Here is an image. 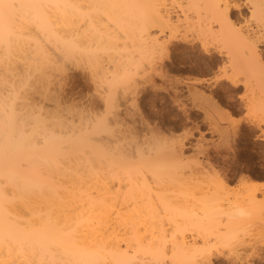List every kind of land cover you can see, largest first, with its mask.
Returning <instances> with one entry per match:
<instances>
[{"label": "bare ground", "instance_id": "1", "mask_svg": "<svg viewBox=\"0 0 264 264\" xmlns=\"http://www.w3.org/2000/svg\"><path fill=\"white\" fill-rule=\"evenodd\" d=\"M174 1L0 0V46L3 47L0 51V82L13 75L23 84L33 71L42 76L46 73L44 67H52L51 63L58 62L56 55L63 60L79 58L83 54L87 57L92 53L91 73L103 77L105 85L104 94L99 98L108 113L114 111L117 106L114 103L115 89L125 80L117 71L119 68L115 66V71L111 70L112 65H107L110 69L106 71V65L103 67L94 56L95 48L90 43L92 38L89 39L91 33L88 35L85 30L94 26L91 19L95 15H104L116 23L120 22L117 17L122 15H142L141 29L155 24L162 32L166 29L168 35L176 32L179 26L187 33L195 30L199 34L200 49L204 52L209 43V39L206 40L208 36L222 45L225 41L228 50L232 46L228 54L224 52L229 56V74L224 71L227 63L224 65L222 60H218L221 63L218 66L221 78L225 73L232 85H236L239 71L243 73L239 70L241 66L245 68L244 65L252 64L250 73L256 78L264 73L256 50V42L262 33L259 35L258 30H251L250 36L247 27L234 25L230 15L236 6L231 0H187L181 6L197 15L198 20L192 21L184 7L178 4L184 17L176 19L177 23H173L169 16V5ZM249 1L254 4L253 14L264 15V0ZM211 20L217 24L215 30L209 26ZM23 26L25 29L28 26V31L25 32ZM95 31L99 32L97 28ZM181 37L185 39L186 36ZM118 38L105 33L109 44H115ZM139 40L145 45L151 43L162 47L157 38L139 36ZM27 43L29 46L26 48L31 46L29 52L25 48ZM46 43L58 47L59 54L48 52ZM221 49L217 47L222 54ZM14 57L21 59L15 61ZM16 63L21 65L15 71L18 68ZM254 64L259 65L254 67ZM121 66L123 69L124 65ZM18 79H14L16 85ZM13 82L10 85L14 91L19 83L14 86ZM3 94L0 93V264H165L167 257L158 251L157 236L162 216L171 214L173 208L166 205L162 213L141 205L146 197L152 196L150 193L162 191L164 181L181 173L182 166L176 154L179 147L172 143L165 150H155L152 156L147 157L140 150V144L135 143L132 148L128 141L131 134L129 137L124 130L116 129L119 127L116 130L108 127L109 121L103 116H96L95 125L91 128L84 125L80 129L82 125L79 122L77 127L55 114H52L54 119H48L52 120L48 122L43 118L45 115L41 117L43 113H38L33 106L28 104L34 109L30 108L33 110L30 111L28 106V111L23 105L27 106L26 103L15 105L13 98L7 100ZM21 104L23 111L15 108L23 109ZM241 182L249 195L254 217L264 221V193L257 197L258 188L253 181ZM83 193L95 194L86 207L78 204V197ZM117 195L119 199H116ZM128 200L133 202L131 206L124 204ZM117 201L124 205L119 206ZM202 204L210 214L218 210L216 203L203 201ZM228 207L226 220L234 221L240 210L235 203ZM207 217L211 223L222 221L215 220V216ZM140 224H147L141 227L148 231L142 229V232L149 233L152 229L147 243L144 242L145 235L140 233ZM179 245L177 254L169 257L171 263L203 264L208 260L198 252L183 255V252L189 253L193 249L183 241Z\"/></svg>", "mask_w": 264, "mask_h": 264}, {"label": "rangeland", "instance_id": "2", "mask_svg": "<svg viewBox=\"0 0 264 264\" xmlns=\"http://www.w3.org/2000/svg\"><path fill=\"white\" fill-rule=\"evenodd\" d=\"M186 1L176 0L170 3L169 16L173 23L184 17L178 4L185 5ZM231 1L236 6L230 15L234 25L247 27L248 34L253 30H258L259 35L262 33V37L256 42V50L264 70V15L253 14L254 4L249 0ZM183 9L186 10L185 7ZM186 13L192 21L198 20L197 15L191 11L186 10ZM117 18L125 26L121 27L104 15H95L91 19L94 26L85 30L88 35L91 33L90 43L95 48L94 56L100 64L103 67L106 65L105 68L112 65L111 70L119 68L116 70L124 77L125 81L115 89L114 103L117 106L114 111L108 113L99 98L100 94H104L105 85L103 77L91 73L92 53L87 57L83 54L79 58L63 60H59V55H56L58 62L51 63L52 67H44L46 69L43 71L46 73L42 74L43 77L39 73L42 78L36 74L38 72L33 71L23 84L17 76L4 77L0 82V93H4L7 100L9 97L13 98L15 105L19 102L26 103L27 106L23 104L25 108L33 106L47 120L60 115L61 119L66 118L77 127L79 122L82 125L80 129L84 125H89L87 128L93 127L95 117L103 116V119L109 121L108 127H119L116 129L124 130L127 136L131 134L128 141L132 143V148L135 143L140 144V150L147 157L152 156L155 150H165L172 143L179 147L176 146V154L182 166L181 173L173 181L170 179L172 183L165 178V189L153 191L150 193L152 196L146 197L141 205L157 212H162L166 205L173 208L171 214L162 216L161 230L157 236L158 251L167 257L165 264H173L169 257L177 254L176 248L181 246L179 244L182 241L193 249L189 253L183 252V255L198 252L208 259L203 264H264V221L254 217L249 195L242 188L241 182L253 181L258 188L257 197L264 193V73L256 78L250 73L252 71L249 66L252 64L244 65L245 68L241 66L239 70L243 73L239 71L238 81L236 85H232L224 76L230 72L227 63L229 56L225 53L228 54L232 48L229 46L228 50L225 41L222 45L208 36L206 40L209 39V43L204 52L200 49L199 34L195 30L187 33L179 26L172 37L166 29L162 32L155 24L144 27L146 30L141 29L142 15H122ZM209 26L214 30L217 28L213 20ZM26 27L27 29L23 26L25 32L28 31V26ZM106 32L110 36L119 37L115 44L107 42ZM139 36L157 38L158 42L164 41L166 44L160 42V48L152 46L147 40L150 44L145 45L139 40ZM181 36L186 37L184 39ZM28 43L25 48L29 46ZM30 47L26 48L27 52ZM217 47L223 51V55L218 52ZM1 49L2 45L0 51ZM57 49L52 44L46 45V50L53 54H59ZM21 57H14L15 61H19ZM218 60H222L224 65L228 64L223 69L226 72L223 71L222 78L221 68L218 66L221 63ZM116 64L120 66L117 67ZM20 65L16 63L18 68L15 71L20 69ZM121 65H124L123 69ZM257 65L259 64L253 66ZM108 68L105 70L109 71ZM125 73L127 74L124 75ZM14 79H18L16 83H19V87H14ZM12 82L15 84L14 91L10 85ZM9 91L14 93L9 94ZM188 92L192 97L188 96ZM20 96L26 99H19ZM24 106L23 109L15 108L23 111ZM29 109L27 108L28 111ZM118 196L116 199H119ZM93 197L94 193H83L78 197V204L86 207ZM203 201L216 203L218 210L210 214L205 211ZM117 202L119 206L133 204L131 200L124 204ZM232 203L237 204L240 213L235 216L234 221H227L226 213ZM209 215L222 221L211 223L207 217ZM141 226H145L140 224V233L145 235L144 242L147 243L152 229L148 233ZM142 229L147 231L142 232Z\"/></svg>", "mask_w": 264, "mask_h": 264}]
</instances>
